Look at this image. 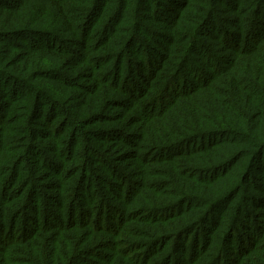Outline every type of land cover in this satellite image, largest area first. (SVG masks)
Masks as SVG:
<instances>
[{
	"label": "trees",
	"instance_id": "16d2710c",
	"mask_svg": "<svg viewBox=\"0 0 264 264\" xmlns=\"http://www.w3.org/2000/svg\"><path fill=\"white\" fill-rule=\"evenodd\" d=\"M190 1L185 0V6ZM228 3L237 17L232 29L224 25L225 36L211 34L208 29L217 24L202 17L182 41L169 36V51L158 53L159 61L149 55L144 59L142 67L148 64V70L139 77L138 94L146 86L143 97L149 98L145 104L154 121L137 136L121 140L123 133L116 135L121 131L114 134L122 141V153L114 161L130 160L125 150H139V158L144 151L147 159L141 167L128 169L130 174L116 171L106 158L112 150L79 140L84 146L79 153L86 159L77 170L79 184L67 188L58 178L48 182L53 174L42 173L36 180L26 160L38 171L34 156L16 155L10 163L5 156L10 149L3 150L0 200L8 205L0 204L2 252L15 244L14 254L36 260L32 264H75L78 258H83L82 264H264V226L242 223L253 188L262 194L256 206L264 218V0ZM204 36H210L211 44ZM136 40L140 56L144 46ZM158 48L163 50V45ZM227 52L231 57H225ZM187 69L191 75L184 76ZM135 93L132 89L127 94L132 98ZM92 150L96 153L91 156ZM90 159L114 180L121 179L117 189L128 196L118 199L120 206L104 199L97 202L102 191L93 192ZM145 165L157 173L146 176ZM21 167L29 173H20ZM180 176L193 187L182 190ZM130 178L136 184L127 185ZM205 186L214 193L206 194L201 189ZM53 190L56 193H50ZM14 200L22 201L15 205ZM219 204L225 205L220 213L213 210ZM65 231L70 233L61 235ZM18 235L22 237L16 240ZM231 245L244 250L236 252L233 262L226 255ZM141 250L143 255L137 257ZM4 256L0 260L7 259ZM93 257L100 263H92Z\"/></svg>",
	"mask_w": 264,
	"mask_h": 264
},
{
	"label": "rangeland",
	"instance_id": "374dc122",
	"mask_svg": "<svg viewBox=\"0 0 264 264\" xmlns=\"http://www.w3.org/2000/svg\"><path fill=\"white\" fill-rule=\"evenodd\" d=\"M228 1L231 0H191L185 6V0H0V155L4 149H10V156L5 154L10 163H14L16 155L34 156L38 171L29 158L26 160L36 180L42 173L53 174L48 182L58 178L67 188L79 184L77 170L86 159L79 153L84 149L83 143L77 144L79 140H86L102 151L112 150L106 158L114 162L116 171L125 169L130 174L128 169L141 167L142 160L147 159L144 151L139 158V150H125L130 160H114L122 153L119 152L120 137L124 140L137 136L136 132L143 127L146 130V125L154 121L151 119L154 114L151 116L145 104L149 98L143 97L146 86L142 88L143 94H138L139 77L147 75L148 70V64L142 67L144 59L151 56L159 61L157 54L169 51V38L175 34L177 41H182L190 29L197 28L202 17L217 24V28L208 29L211 34L225 36L224 25L232 29L237 17L229 3L225 4ZM212 5L217 9H211ZM247 15H243V19ZM204 37L211 44L212 39L207 40L210 36ZM136 39L144 46L140 56H137L138 44H133ZM159 45H163V50H159ZM227 56L231 54L227 52ZM200 60L203 65L204 59ZM185 71L183 75L188 76L189 69ZM132 89L136 93L131 98L127 93ZM146 109L148 114L144 113ZM132 123L137 126L131 127ZM115 131L121 132L116 134ZM114 134L120 137L115 138ZM197 144L194 142L192 147ZM95 153L92 150L91 156ZM92 159L89 168L94 175L90 183L94 193V190L102 191V195L96 196L97 202L104 199L106 204L120 206L118 199L128 196L117 189L122 184L121 179L114 180L104 167L99 170ZM186 161L177 162L184 165ZM49 165L53 169L49 170ZM174 167L183 172L179 166ZM145 170L146 176L157 173L150 167L147 170L146 165ZM20 173L27 175L29 171L21 167ZM253 175L258 176V173ZM121 176L124 178L123 174ZM105 177L111 182L105 181ZM179 179L182 190L193 187V182L187 178L180 176ZM126 183L136 184L132 178ZM87 185L88 182L85 187ZM201 189L206 194L215 191L211 186ZM248 196L249 208L242 213L243 225L253 227L257 221L264 226V218L259 214L263 210L256 206L262 194L253 188ZM21 201L13 203L17 205ZM0 204L8 205L4 199ZM80 205L85 204L80 202ZM224 206L219 204L213 210L220 213ZM202 233H205L203 227ZM21 237L18 235L15 239ZM2 246L0 255L3 253L8 260H0V264L36 262L14 254L15 244L7 252H2ZM236 252L244 250H236V246L231 245L226 251L227 258L233 262ZM143 253L144 250L139 251L137 257ZM89 259L100 263L98 258ZM82 260L78 258L75 264H82Z\"/></svg>",
	"mask_w": 264,
	"mask_h": 264
}]
</instances>
